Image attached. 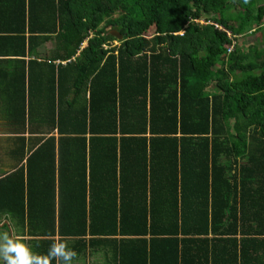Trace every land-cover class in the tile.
<instances>
[{
  "label": "trees",
  "instance_id": "1",
  "mask_svg": "<svg viewBox=\"0 0 264 264\" xmlns=\"http://www.w3.org/2000/svg\"><path fill=\"white\" fill-rule=\"evenodd\" d=\"M260 3L0 0V57L26 66L45 47L14 82L24 129L30 99L44 135L0 180V212L37 254L264 264V50L238 48L264 34Z\"/></svg>",
  "mask_w": 264,
  "mask_h": 264
},
{
  "label": "crops",
  "instance_id": "2",
  "mask_svg": "<svg viewBox=\"0 0 264 264\" xmlns=\"http://www.w3.org/2000/svg\"><path fill=\"white\" fill-rule=\"evenodd\" d=\"M87 43H84L85 47ZM49 48V47H48ZM45 47L39 48L37 54L33 57H28L25 62L26 66L19 64V60L10 57H0V180L14 171L26 166L28 158L34 153V146L38 144L40 137L44 134L41 132H34L29 124L30 121V99H29V85L27 86V129H24L23 124V90L15 88L14 82L19 83L23 79V71L26 69V79L30 80L29 63L30 61L38 60L41 62L43 58ZM75 60V59H74ZM68 63H62L67 67ZM38 73V72H37ZM15 91L18 94H15ZM39 107V100H38ZM36 116H39V109L37 108ZM26 139L27 154L24 155L23 146ZM9 229L8 235L13 239L22 240L28 247L37 254V246L31 244L32 238L24 233L23 228L15 225L11 219L0 212V238L1 233ZM85 262L76 261L73 264H107L104 251L93 252L87 251L84 254ZM83 257V258H84ZM99 260V262H98ZM0 264L4 261L0 259Z\"/></svg>",
  "mask_w": 264,
  "mask_h": 264
},
{
  "label": "clouds",
  "instance_id": "3",
  "mask_svg": "<svg viewBox=\"0 0 264 264\" xmlns=\"http://www.w3.org/2000/svg\"><path fill=\"white\" fill-rule=\"evenodd\" d=\"M77 253L66 242L55 241L44 255L35 254L22 240L8 234L0 238V259L4 264H73Z\"/></svg>",
  "mask_w": 264,
  "mask_h": 264
},
{
  "label": "rangeland",
  "instance_id": "4",
  "mask_svg": "<svg viewBox=\"0 0 264 264\" xmlns=\"http://www.w3.org/2000/svg\"><path fill=\"white\" fill-rule=\"evenodd\" d=\"M260 1H261L260 4H264L262 0H260ZM108 33L109 34L112 33L115 35L117 33H120V29L109 27ZM115 36H117V35H115ZM123 39L118 38V41H114L108 49L118 47V45H120V43ZM238 48H239V51L241 52L240 55L245 54V55L249 56L252 60H255L257 53L264 50V34L259 35V36L250 35V36L240 37L238 39ZM233 123H234V120H233ZM8 231H9V229H5V231L1 233V237L4 234H8ZM83 257H84V255H82L81 258L79 259L81 261V263L85 262V257L84 258ZM98 262H99V260H98Z\"/></svg>",
  "mask_w": 264,
  "mask_h": 264
},
{
  "label": "water",
  "instance_id": "5",
  "mask_svg": "<svg viewBox=\"0 0 264 264\" xmlns=\"http://www.w3.org/2000/svg\"><path fill=\"white\" fill-rule=\"evenodd\" d=\"M115 35H117V37H118L119 39H123V38H124L123 35H122L121 33H117V34H115Z\"/></svg>",
  "mask_w": 264,
  "mask_h": 264
},
{
  "label": "built area",
  "instance_id": "6",
  "mask_svg": "<svg viewBox=\"0 0 264 264\" xmlns=\"http://www.w3.org/2000/svg\"><path fill=\"white\" fill-rule=\"evenodd\" d=\"M219 27V26H218ZM234 52V50H231V52L230 53H233Z\"/></svg>",
  "mask_w": 264,
  "mask_h": 264
}]
</instances>
